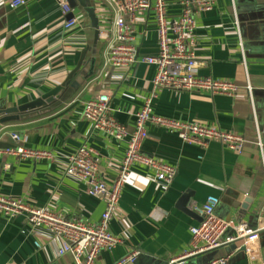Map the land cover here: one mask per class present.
I'll return each mask as SVG.
<instances>
[{"label":"crops","instance_id":"crops-1","mask_svg":"<svg viewBox=\"0 0 264 264\" xmlns=\"http://www.w3.org/2000/svg\"><path fill=\"white\" fill-rule=\"evenodd\" d=\"M14 1L0 0V109L32 103L62 85L82 53L89 51L81 74L51 113L0 126V148L54 155L53 160L37 161L0 157V196L47 208L64 220L96 225L105 203L89 196L86 183L65 175L68 158L87 145L95 152L100 178L110 185L117 178L129 136L116 141L93 131L83 117L84 104L108 96L115 119L129 135L136 113L153 93L156 69L142 63L131 69L104 66L116 33L113 13L100 0H77L73 17L77 24L71 29L65 28L71 16L62 15L56 0H23V6L13 8ZM213 1L212 11L195 13L199 75L235 83L237 94L162 89L153 100V111L166 119L238 134L245 139L243 153L236 154L218 141L206 147L189 145L173 130L148 126L143 152L176 167L177 175L164 189L153 181L150 169L132 168L111 221V233L121 242L103 252L95 264H120L132 253H139L133 264H170L189 250L190 231L201 223L186 214L185 207L194 212L211 196L220 200L215 210L220 220L258 230L259 241L248 250L223 246L189 262L207 264L230 257L227 264H264V150L258 147L259 141L264 147V0ZM82 4L93 7L99 19L96 46ZM166 5L167 21L173 25L181 16L180 0H166ZM132 27L140 56L157 55L154 12L137 17ZM7 133L16 141L14 146L2 142ZM232 236L234 232L228 230L225 239ZM61 248V239L47 228L33 229L25 214L13 219L0 215V264H73L70 254L59 255Z\"/></svg>","mask_w":264,"mask_h":264},{"label":"built area","instance_id":"built-area-1","mask_svg":"<svg viewBox=\"0 0 264 264\" xmlns=\"http://www.w3.org/2000/svg\"><path fill=\"white\" fill-rule=\"evenodd\" d=\"M113 13L116 38L105 52V67L131 69L136 63L152 66L156 69L153 81L154 90L146 99L141 110L136 113L135 127L128 135L126 128L118 123L110 107V99L100 95L87 101L83 107V117L91 124L93 131L106 133L116 141L129 136L127 151L120 164L116 180L108 185L100 178L95 152L87 145L80 146L68 158L65 175L88 185V194L105 203V211L96 225L80 221H68L54 215L49 209H37L22 200L0 196V215L13 219L25 214L33 229L47 228L62 240L59 255L70 254L73 264H95L105 251L115 249L120 239L111 233V221L118 211L123 187L131 175L132 168L141 165L153 171V181L167 189L177 175V168L162 163L143 152V144L148 139V126L173 130L179 139L189 145L206 147L212 141L222 143L226 148L241 155L245 139L235 133L223 132L197 123H182L159 117L154 114L153 100L162 89L209 94L211 96H235L238 87L235 83L215 80L199 75V63L195 54L194 31L195 13H207L213 10V0H180L181 16L177 23L169 25L166 18V0H100ZM62 15L72 16L65 24L66 29L76 26L72 9L67 0H56ZM23 0H15L12 7L23 6ZM153 11L156 17L159 35V52L155 56H140L133 45L134 29L132 23L137 17L146 16ZM251 92V89L248 88ZM258 147L263 152L262 143ZM15 156L19 160H53L51 152L24 148H0V157ZM220 200L208 197L194 212L202 217L201 223L191 229L189 250L170 264H192L189 261L223 246L237 244L245 250L252 248L259 241V231L246 225L232 226L220 220L215 210ZM264 215V207L261 211ZM228 230L234 236L225 239ZM38 246V245H37ZM139 253H132L120 264H133ZM229 258L212 260L207 264H227Z\"/></svg>","mask_w":264,"mask_h":264},{"label":"water","instance_id":"water-1","mask_svg":"<svg viewBox=\"0 0 264 264\" xmlns=\"http://www.w3.org/2000/svg\"><path fill=\"white\" fill-rule=\"evenodd\" d=\"M69 5L72 9H76L78 2L77 0H67ZM82 6L85 9V12L88 16V19L90 21L91 29L94 30L95 34V40H94V46L97 45L99 39H100V25H99V19L97 17L96 11L93 7H87L85 4H82ZM72 18L69 17V19ZM89 51V48H87L83 53L80 62L78 63L76 69L69 75L66 82L62 85L56 87L52 91L46 93L44 96H42L40 99L28 103L26 105H22L20 107L16 108H8V109H0V126H4L7 124H12L16 122H24L33 118L41 117L44 115H47L53 111V105L62 99V97L65 94V91L70 88L72 84V80L81 74L83 67L86 65L85 58ZM95 60L92 62L91 69L94 70ZM91 71V73H92ZM88 74L87 76H91ZM2 142H6L8 145L14 146L16 144V141L13 140V136L9 133L4 134L2 137ZM185 198V197H184ZM188 197H186L187 201ZM186 214L197 217L200 222L202 221V217L196 215L194 212H190L185 207ZM230 248L232 251H235L237 249V244L230 245Z\"/></svg>","mask_w":264,"mask_h":264}]
</instances>
